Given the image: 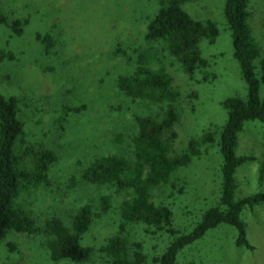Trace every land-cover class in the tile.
<instances>
[{
    "label": "rangeland",
    "instance_id": "rangeland-1",
    "mask_svg": "<svg viewBox=\"0 0 264 264\" xmlns=\"http://www.w3.org/2000/svg\"><path fill=\"white\" fill-rule=\"evenodd\" d=\"M224 0H189L183 8L193 17L210 18L217 27L212 42H199L207 65L192 75L183 72L178 63L166 55L159 45L150 49L153 56L148 65L161 67L171 77L178 91V118L173 125L175 137L169 154L181 152L187 140L204 131H211L213 140L200 144L198 156L176 168L170 181L153 186L150 198L171 208L173 226L188 230L201 212L215 204L219 195L220 153L217 132L226 110L225 97L244 95L245 83L232 54L230 30L222 7ZM157 7L156 0H0V11L8 17L27 16L22 33L11 35L0 25V49L16 53L14 61L0 63V93L15 95L19 115L25 122L28 136L40 139L55 149L57 160L50 170L51 186L29 191L23 197L30 202L31 214L38 219L58 214L67 220L69 212L90 198L94 211L91 223L81 237V243L92 247L90 259L73 263L66 259L56 262L48 258L42 235H28L9 231L0 241V264H108L98 246L116 230L118 205L125 191L113 186H92L69 178L96 155L122 153L131 157V138L135 131L133 116L157 113L161 104L132 100L113 83L118 72L129 65L112 54L116 41L132 53L134 48H147L143 31L150 15ZM248 23L264 50V0H250ZM51 24L57 33L54 53H40L35 32H45ZM107 70V71H106ZM202 74L207 76L202 78ZM264 92L259 87V95ZM84 104L76 113H69L63 132L56 133L53 118L59 105ZM262 126L257 119L244 120L237 134L236 153H251L253 159L237 166L234 172L233 197L238 198L264 190V142ZM262 167L259 178L258 168ZM108 199V207L100 210L98 198ZM107 201V200H106ZM248 241V249L234 243L233 226L220 223L184 245L176 254L174 264H264V203L241 211ZM132 239L142 242L147 264H155L152 256L165 245L166 236L144 231L136 223L128 226ZM15 244L8 251L5 242Z\"/></svg>",
    "mask_w": 264,
    "mask_h": 264
},
{
    "label": "trees",
    "instance_id": "trees-1",
    "mask_svg": "<svg viewBox=\"0 0 264 264\" xmlns=\"http://www.w3.org/2000/svg\"><path fill=\"white\" fill-rule=\"evenodd\" d=\"M186 1L189 0H156L157 7L149 16L142 35L147 48H134L131 53L120 41L113 46L112 54L118 56L121 63L130 66L125 72L115 74V87L132 100L161 104L160 114L133 116L135 131L130 144L131 157L122 153L93 156L77 176L71 175L69 178L72 186L77 182L89 187L113 186L128 195L118 205L116 230L98 246L108 264H147L142 242L129 238L128 226L134 223L143 226L147 233L166 236L164 248L151 257L155 264H174L177 252L184 245L220 223L234 227L236 245L250 250L254 248L247 239L241 211L245 206L251 208L264 203V190L233 197L237 166L254 158L251 153L235 152L237 134L244 120L260 121L264 142V92L259 95L260 85L264 88V50L260 52L248 23L250 0H224L222 7L230 30L232 54L245 83V94L230 95L222 101L226 116L217 132L221 161L216 203L206 207L194 224L184 231L173 226L172 211L168 205L155 203L150 198L153 186L170 181L176 168L199 155L201 143L213 140L212 132L204 131L200 136L189 138L181 152L169 154L175 137L173 125L178 118L175 104L178 91L166 70L148 65L153 53L147 49L152 48L153 44L159 45L187 75L207 65L199 42L203 38L212 42L217 35V27L210 18L191 16L183 8ZM27 22V16L9 18L8 14L0 11V25L6 26L11 35H20ZM54 27L51 24L45 32H35L40 53H54L58 43L57 33L52 30ZM16 56L11 49H0V63L14 61ZM202 78L206 79L207 76L202 74ZM83 106L59 105L53 118L56 133L64 131L69 113H76ZM56 160L54 148L28 136L25 122L19 115L17 97L0 93V241L9 231L42 235L43 247L51 261L66 259L73 263L85 262L90 259L92 247L82 244L80 240L94 216L90 198L72 209L67 220L58 214L38 219L37 214L29 211L30 202L23 198L31 190L51 186L50 170ZM262 172V167H259V178ZM98 204L100 210L105 211L108 199L101 195ZM5 245L8 251L15 248L11 241H6Z\"/></svg>",
    "mask_w": 264,
    "mask_h": 264
}]
</instances>
